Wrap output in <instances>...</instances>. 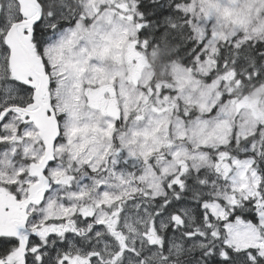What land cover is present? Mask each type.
<instances>
[{
  "label": "snow or ice",
  "instance_id": "obj_1",
  "mask_svg": "<svg viewBox=\"0 0 264 264\" xmlns=\"http://www.w3.org/2000/svg\"><path fill=\"white\" fill-rule=\"evenodd\" d=\"M0 264H264V0H0Z\"/></svg>",
  "mask_w": 264,
  "mask_h": 264
}]
</instances>
